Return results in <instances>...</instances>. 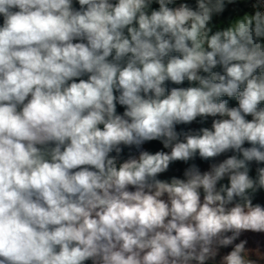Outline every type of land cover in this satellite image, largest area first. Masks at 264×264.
<instances>
[{"label":"clouds","instance_id":"1","mask_svg":"<svg viewBox=\"0 0 264 264\" xmlns=\"http://www.w3.org/2000/svg\"><path fill=\"white\" fill-rule=\"evenodd\" d=\"M237 2L0 0V264H264V0L217 24Z\"/></svg>","mask_w":264,"mask_h":264},{"label":"trees","instance_id":"2","mask_svg":"<svg viewBox=\"0 0 264 264\" xmlns=\"http://www.w3.org/2000/svg\"><path fill=\"white\" fill-rule=\"evenodd\" d=\"M188 3L194 4L195 1L188 2ZM153 8H158V4L154 3ZM244 9L247 10L244 7V5L239 3V2H237L235 4L228 5V7H227L226 11L223 13V15L215 18V22L217 24H219L220 21H223L224 26H227V22L230 19L235 18L236 15L241 10H244ZM247 11H249V10H247ZM187 86H189L187 81H185L184 84H182V85H173L171 83H168L169 88H171V87H187ZM235 103L236 102L234 100H231V99L229 100L230 106L234 105ZM122 110L123 109L118 106V111L122 112ZM212 119H213L212 117H209L203 125L201 123H199V120L197 122H193L191 125H179V126H177V130L179 131L181 129L188 130V129H198L200 127H211ZM145 148H146V150H148L152 153H155L156 151L162 150L163 146L158 141H152V142L146 143ZM128 155H129V150L126 148L124 150V153H123V158L125 159ZM197 163L199 164L200 168L202 166L208 164V162L199 161V160H197ZM185 167H186V165H184L183 163L177 162V163L171 165L169 170L166 173L161 174L160 178L161 179H170L173 176L179 178L181 175V172L184 170ZM254 203H260V204L264 205V191H261V192L256 194Z\"/></svg>","mask_w":264,"mask_h":264},{"label":"crops","instance_id":"3","mask_svg":"<svg viewBox=\"0 0 264 264\" xmlns=\"http://www.w3.org/2000/svg\"><path fill=\"white\" fill-rule=\"evenodd\" d=\"M241 239L247 240V247L249 249H255L259 247L262 251H264V233H255V232H245L243 233ZM230 248L221 249V256L230 251Z\"/></svg>","mask_w":264,"mask_h":264},{"label":"rangeland","instance_id":"4","mask_svg":"<svg viewBox=\"0 0 264 264\" xmlns=\"http://www.w3.org/2000/svg\"><path fill=\"white\" fill-rule=\"evenodd\" d=\"M245 12H247V10H241L237 15H236V17H238V16H241V15H243ZM226 155H230V153L229 154H226ZM225 158V155H222L221 157H219L218 159H220V160H223ZM208 169V164L207 165H204V166H202L201 167V170L202 171H205V170H207ZM184 171V170H183ZM183 171L181 172V175H180V177L179 178H183ZM254 172H255V165H253V174H254ZM224 182H227V181H224Z\"/></svg>","mask_w":264,"mask_h":264},{"label":"built area","instance_id":"5","mask_svg":"<svg viewBox=\"0 0 264 264\" xmlns=\"http://www.w3.org/2000/svg\"><path fill=\"white\" fill-rule=\"evenodd\" d=\"M193 1H195V0H187V2H193ZM180 2H182V0H176V3H177V4H179ZM238 2L241 3V4H243L244 7H245L247 10L250 11V3H251V0H249L248 3L243 2V0H238ZM144 148H145V145H144ZM145 150H146V148H145ZM134 152H135V150H133V153H134ZM127 158H128V156H127L125 159H127Z\"/></svg>","mask_w":264,"mask_h":264}]
</instances>
